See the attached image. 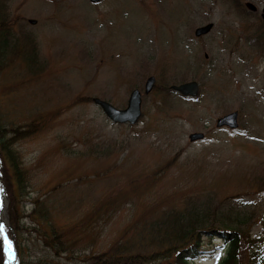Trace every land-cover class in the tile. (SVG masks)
Segmentation results:
<instances>
[{"label": "rangeland", "instance_id": "obj_1", "mask_svg": "<svg viewBox=\"0 0 264 264\" xmlns=\"http://www.w3.org/2000/svg\"><path fill=\"white\" fill-rule=\"evenodd\" d=\"M239 1L247 12L232 0H0L9 32L5 43L0 35V124L6 134L36 124L11 145L22 188L0 152V216L21 264H86L112 246L150 252L178 242L189 217L264 233V0ZM186 80L196 95L166 90ZM134 87L132 124L91 100L123 107ZM230 110L237 126H215ZM192 131L203 136L191 141ZM42 214L67 249L40 242L32 227ZM202 234L211 251L193 263L218 264L225 242ZM0 247L10 264L2 237ZM258 253L264 264V241Z\"/></svg>", "mask_w": 264, "mask_h": 264}, {"label": "trees", "instance_id": "obj_2", "mask_svg": "<svg viewBox=\"0 0 264 264\" xmlns=\"http://www.w3.org/2000/svg\"><path fill=\"white\" fill-rule=\"evenodd\" d=\"M232 3L238 9L239 12H247L242 6L239 0H232ZM3 16H0V35L2 34V41L6 42V37L9 34L6 27L3 25ZM4 29V30H2ZM4 37V38H3ZM254 40V37H250ZM256 44H262L261 40L255 39ZM166 90L172 92L173 90L166 87ZM36 124L34 121H28L24 124L10 126L8 133H4V127L0 124V152L3 157L8 159L12 172L14 174V180L17 186L23 187V169L19 165V159L16 156L14 150L11 148L12 143L22 137L24 134H29L34 131V128H29V124ZM14 198L13 195H10ZM15 201V198H14ZM21 210V208H20ZM24 213L23 211H21ZM8 221L12 225L15 233H17L15 227L20 225L19 208L14 205H10L8 210ZM37 227L32 229L39 230L40 242L44 244L46 248L52 251H62L68 248L67 245L62 244L60 238L61 231L57 228L54 222L46 221V216L42 214L38 215ZM264 220V218H263ZM49 221V223H48ZM243 221V219L241 220ZM178 223L176 232L172 238H178V242L164 246L163 248L153 250L150 252L139 251H122L118 250V246H112L110 249L96 253L91 262L86 264H194L193 259L197 258L201 254H206L211 251L210 248L204 246L201 242V236L204 233L208 238L218 237L225 242L224 253L219 260L218 264H259L260 257L258 253V245L264 241V233L261 236L251 237L245 229L239 226H232L229 223L223 222L221 225L213 223H205L201 218L189 217ZM239 222V220H238ZM45 225V229L43 226ZM177 223H175L176 225ZM24 226V228H26ZM28 228V227H27ZM246 228V227H245ZM171 238V240H172ZM15 246L16 254L21 264L20 251L22 248ZM171 256V258H169ZM0 257L2 258V250L0 247ZM0 258V261L2 259ZM165 260L163 263L156 262L158 260Z\"/></svg>", "mask_w": 264, "mask_h": 264}, {"label": "water", "instance_id": "obj_3", "mask_svg": "<svg viewBox=\"0 0 264 264\" xmlns=\"http://www.w3.org/2000/svg\"><path fill=\"white\" fill-rule=\"evenodd\" d=\"M97 1V0H90ZM30 22H34V19H29ZM212 26V22H206L198 25L193 29L194 35H200L206 33ZM154 83V76L148 75L145 78L143 84V92L147 93ZM169 88L178 91L182 95L194 96L198 91V83L195 80H186L179 83L169 84ZM141 94L138 88L134 87L130 90L125 106L116 107L108 100L100 98L98 96H92L91 100L98 104L103 113L113 122L116 123H129L132 124L137 121L141 114L140 110ZM215 125H225L233 128L237 125V111L230 110L222 115L216 117ZM203 133L201 131H192L188 134L189 140L201 138Z\"/></svg>", "mask_w": 264, "mask_h": 264}, {"label": "snow or ice", "instance_id": "obj_4", "mask_svg": "<svg viewBox=\"0 0 264 264\" xmlns=\"http://www.w3.org/2000/svg\"><path fill=\"white\" fill-rule=\"evenodd\" d=\"M5 233V228L3 224H0V237L3 238L5 250L9 255V258H12V244L11 241L8 239L7 235Z\"/></svg>", "mask_w": 264, "mask_h": 264}, {"label": "bare ground", "instance_id": "obj_5", "mask_svg": "<svg viewBox=\"0 0 264 264\" xmlns=\"http://www.w3.org/2000/svg\"><path fill=\"white\" fill-rule=\"evenodd\" d=\"M3 194V193H2ZM4 195V194H3ZM4 201V200H3ZM3 201L1 200V208H2V203H3ZM3 213V212H2ZM0 224H5V222H4V219L0 216ZM8 260L12 263V258L10 259L9 258V255H8Z\"/></svg>", "mask_w": 264, "mask_h": 264}]
</instances>
